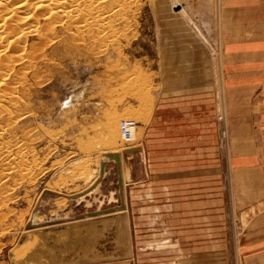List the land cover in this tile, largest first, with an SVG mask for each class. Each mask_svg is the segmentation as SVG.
<instances>
[{"label":"rangeland","instance_id":"rangeland-1","mask_svg":"<svg viewBox=\"0 0 264 264\" xmlns=\"http://www.w3.org/2000/svg\"><path fill=\"white\" fill-rule=\"evenodd\" d=\"M83 9L76 24L87 11L103 12L98 24L52 28L41 20L39 32L46 34L6 43L0 57V264L255 263L241 244L247 229H264V188L258 194L246 187L249 179L264 180V0H102ZM192 96L201 118L215 122L214 139L200 141L194 214L191 206L179 213L180 205L160 202L159 164L148 161V176L144 169L138 175L155 202L133 206L141 212L136 219L125 210L74 220L119 203L112 162L95 193L67 197L98 177L103 153L121 154L127 184L124 150L145 145L162 102ZM234 115L247 122L257 165L252 178L233 169L228 123ZM122 119L138 124L129 146L119 137ZM61 228L71 231L56 235ZM64 245L66 253L58 251Z\"/></svg>","mask_w":264,"mask_h":264},{"label":"crops","instance_id":"crops-1","mask_svg":"<svg viewBox=\"0 0 264 264\" xmlns=\"http://www.w3.org/2000/svg\"><path fill=\"white\" fill-rule=\"evenodd\" d=\"M199 105V101L194 100V96H192L189 100H166V102L160 104L159 108H156L154 117H152L149 126L146 128L145 145L139 146L141 151L135 152L127 158L128 178L130 181L127 184L125 183V185L126 187H130L128 189V196L126 195L125 210L131 214L132 219L137 218V214L135 213H141L133 212V206L136 207L145 202H155L153 200L155 199L153 198L154 195H145V193L149 191V186L141 184V176L138 175L139 172L142 174L141 169H144L145 175L148 176L145 167V163L148 161L150 162V166L153 167L157 166L156 163L159 164L160 202L166 205H180L181 209H176L179 213L189 212L188 208H183L185 205L187 207L191 206L192 214H194V204L199 207V175L201 167L200 141L205 135L207 139H214L215 137V122L210 121L209 118L207 121L201 118ZM229 120V139L233 142L234 147L233 154L231 155L233 157L232 161L234 162L233 169H235L236 173L239 175H243L244 173H248V176L251 174L256 175L257 165L255 163V154L251 151L252 149H250L251 145L249 142L247 122L244 117L236 115L230 117ZM156 144H158V147L154 146ZM209 156L210 154L207 153V165H209L210 162ZM155 157H159V160H154ZM136 160H138L139 163L135 162ZM142 165L144 168H142ZM123 167L122 162V171ZM154 172L155 171H151L152 176L154 175V177H156L155 174H153ZM250 178L252 177L250 176ZM143 180H145V178ZM252 183L253 181L249 179L246 187L255 189L256 193L259 194L261 191L260 189L264 188V180L260 185ZM153 190L154 189L151 188V193L154 192ZM138 195H140V197ZM133 199H135L134 202ZM248 203L249 202H246V204ZM198 210L199 208H197V212ZM124 211L118 213H124ZM177 212H175V214H177ZM146 214L147 213L144 212V215ZM143 218L146 219V217ZM55 231H57V233L59 232V234L56 235H65L66 232L71 231V229L61 228ZM180 236L185 235L180 233ZM243 236L244 244L242 243L241 246L243 245L242 247L245 248L242 249L245 250L246 255L248 256L250 253L255 254L252 257V261L255 263H252L264 264V229L256 227L250 228L247 229ZM68 247L70 246L64 245V249L62 250L61 247H59L58 251L66 253L65 250L67 251ZM78 247L79 251L77 255L80 257V253L85 251L87 245H85L83 241L79 246H76V248ZM52 251V249H49L50 253ZM72 258L75 259V257ZM52 262L49 261L48 264H84L85 261L75 260L72 262L68 260L64 263ZM246 263L250 264V262Z\"/></svg>","mask_w":264,"mask_h":264},{"label":"bare ground","instance_id":"bare-ground-1","mask_svg":"<svg viewBox=\"0 0 264 264\" xmlns=\"http://www.w3.org/2000/svg\"><path fill=\"white\" fill-rule=\"evenodd\" d=\"M101 1L102 0H0V57L6 56V54L8 52L7 45L5 46L6 43H9V44L11 43V44H14L15 46H17L18 44H23L24 41H26V39L30 35H34V34L39 35L38 34V33H40L39 29H41V28H39V22L41 20L45 21V22L47 21L49 23V25L51 24V26L54 25V26H59V27H64L67 25L71 26V24H72V26H74L73 25L74 21H75L74 23L76 26L78 25L79 22H80V25H82V26H83V23H84V26L87 24H92V25L93 24L96 25V23L98 24V22L100 20V14L103 12H101L100 14H97L96 12L87 11L88 14H87V16L85 15L87 18L85 19V17H82V15H84L83 11H85L83 9V7L85 8V6L87 4H94V6L95 5L97 6V4H99ZM107 8H110V7H107ZM86 10H88V9L86 8ZM110 10H112V9L110 8ZM91 11H93V8ZM108 13H106V14H108ZM80 14H82L81 17L83 19H82V21H79L76 24V22L78 21L77 19H79L78 17ZM105 16H107V15H105ZM112 17H114V16H112ZM105 21H104V23H105ZM101 23H102V21H101ZM104 23H102V24H104ZM106 25H107V23H106ZM47 27H49V26L47 25ZM67 27L65 28L66 30H67ZM52 28H54V27L52 26ZM78 28H80V26ZM49 29H50V32H49ZM49 29H48L49 33L52 32L54 34V32L56 31V30H54V32H53V29L51 30V27H49ZM79 31L77 33H79ZM89 31H91V30H89ZM42 32H44L46 34L45 30H43ZM45 34L43 37H46ZM80 36H81V34H80ZM46 38H48V37H46ZM15 53H17V52H15ZM19 54L20 53H18L17 55H19ZM4 58H6V57H4ZM6 71H8V70H6ZM2 74L3 73H1L0 75H2ZM3 81L4 80H3V75H2V76H0V89H1V87H3ZM1 102L3 103V94H2V91L0 90V103ZM1 114H3V104L0 105V115ZM112 127H114V129H116L117 128L116 123H114L113 121L111 122V120H109L108 121V128H112ZM136 137H137V133L135 132L134 139H136ZM105 153H110V152H105ZM125 156L128 157V156H130V154L129 155L127 154ZM122 161H123V158L121 157V162ZM123 177H124V175H123ZM124 179H125V177L123 178V180ZM79 200H83V199L81 198Z\"/></svg>","mask_w":264,"mask_h":264},{"label":"water","instance_id":"water-1","mask_svg":"<svg viewBox=\"0 0 264 264\" xmlns=\"http://www.w3.org/2000/svg\"><path fill=\"white\" fill-rule=\"evenodd\" d=\"M141 151L140 147L136 148H127L124 150L123 155L134 154L135 152ZM102 160L99 166V176L93 181V183L86 188L85 190L67 196L70 200H79L83 199L93 193H95L100 186L102 180L105 178L106 175V167L107 164L112 162L115 165L116 169V184H117V192H118V201L119 203L115 206L105 208V209H96L89 212H83L75 216L74 220H80L85 218H94L103 215H111L114 213L122 212L126 209V199H125V182L123 180V173H122V164H121V154L117 152H110L104 153L102 155ZM39 224V223H38Z\"/></svg>","mask_w":264,"mask_h":264},{"label":"built area","instance_id":"built-area-1","mask_svg":"<svg viewBox=\"0 0 264 264\" xmlns=\"http://www.w3.org/2000/svg\"><path fill=\"white\" fill-rule=\"evenodd\" d=\"M137 127H138L137 122L132 119L120 120L118 125V130H119L120 140L123 144L129 146L134 142V134L136 132Z\"/></svg>","mask_w":264,"mask_h":264}]
</instances>
